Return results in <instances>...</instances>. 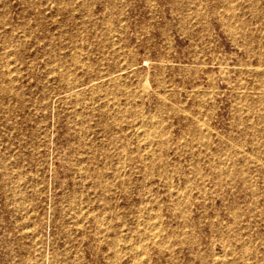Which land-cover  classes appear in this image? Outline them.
<instances>
[{"label":"rangeland","instance_id":"obj_1","mask_svg":"<svg viewBox=\"0 0 264 264\" xmlns=\"http://www.w3.org/2000/svg\"><path fill=\"white\" fill-rule=\"evenodd\" d=\"M0 185V264H264V0H0Z\"/></svg>","mask_w":264,"mask_h":264},{"label":"bare ground","instance_id":"obj_2","mask_svg":"<svg viewBox=\"0 0 264 264\" xmlns=\"http://www.w3.org/2000/svg\"><path fill=\"white\" fill-rule=\"evenodd\" d=\"M22 41V40H21ZM15 50V49H14ZM10 55V54H9ZM8 55V56H9ZM146 63V62H145ZM10 65V64H9ZM12 83V82H11ZM13 106V105H12ZM3 165V164H2ZM150 166V165H149ZM6 173V172H5ZM1 176H2V174H1ZM6 184V183H5ZM1 186V185H0ZM14 193H15V191H14ZM15 198V197H14ZM217 263H219V262H217Z\"/></svg>","mask_w":264,"mask_h":264}]
</instances>
